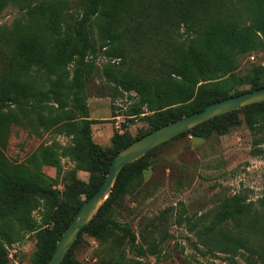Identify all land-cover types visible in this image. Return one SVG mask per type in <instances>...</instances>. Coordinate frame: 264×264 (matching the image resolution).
<instances>
[{"label": "trees", "instance_id": "1", "mask_svg": "<svg viewBox=\"0 0 264 264\" xmlns=\"http://www.w3.org/2000/svg\"><path fill=\"white\" fill-rule=\"evenodd\" d=\"M9 7L18 16L10 27L0 26V264H8V248L29 233L36 237L30 264H46L75 213L103 184L113 157L132 142L212 103L264 88L263 64L241 67L264 53V0H0V15ZM99 54L107 59L105 82L133 92L135 112L149 113L143 116L148 130L134 138L114 132L109 148L92 139L96 121L87 103ZM240 114L251 131L264 134L263 102L214 117L125 165L61 264H79L73 248L83 233L99 243L100 264H128L127 251L156 255L155 232L164 218L137 238L116 218L124 197L144 192L154 152L184 136L226 135L241 124ZM13 127L30 137L52 133L69 141L39 146L16 163L5 155ZM62 158L73 164L63 174ZM259 205L234 194L202 214H177L176 224L210 254H246L247 263L264 264V201ZM37 210L39 225L32 216Z\"/></svg>", "mask_w": 264, "mask_h": 264}, {"label": "rangeland", "instance_id": "2", "mask_svg": "<svg viewBox=\"0 0 264 264\" xmlns=\"http://www.w3.org/2000/svg\"><path fill=\"white\" fill-rule=\"evenodd\" d=\"M17 16L15 8L5 9L0 15V26L10 27ZM106 61L99 54L87 87L89 116L96 121L91 126V136L103 148L111 146L110 138L114 132L134 138L149 128L143 119L149 113L144 108L141 112L145 114L135 112L138 97L105 82L102 67ZM252 62L264 65V53L255 56V61L244 59L241 67ZM239 116L241 124L226 135L213 134L204 139L184 136L150 156V166L143 175L144 192L125 196L116 218L127 223L138 238L146 225L149 231L150 226L163 217L155 232L159 239L158 253L139 256L135 251H127L128 264H249L245 261L246 254L230 259L223 254H210L199 245L196 247L194 233H190L184 224H176L177 214H202L234 194L246 196V203H253L255 209L261 208L259 201H264V134L251 131L243 114ZM68 141V138L52 133L41 138L30 137L23 129L13 127L5 155L12 162L21 163L39 146H49L52 142L64 146ZM60 163L62 174L73 167L66 158H62ZM43 170L51 178L56 176L52 167H44ZM77 176L87 181L86 172L78 171ZM53 189L62 191L61 177ZM32 216L38 225L41 224V210L33 212ZM35 249V234H26L22 242L8 248V264H30ZM99 251V243L84 233L73 248L79 264H100ZM250 264L257 262L253 260Z\"/></svg>", "mask_w": 264, "mask_h": 264}, {"label": "water", "instance_id": "3", "mask_svg": "<svg viewBox=\"0 0 264 264\" xmlns=\"http://www.w3.org/2000/svg\"><path fill=\"white\" fill-rule=\"evenodd\" d=\"M264 102V88L244 92L227 99L212 103L203 110L183 116L151 133L135 140L120 150L112 159L108 174L99 190L86 200L75 213L72 221L58 240L55 250L46 264H61L65 255L76 242L81 230L90 223L99 207L105 202L119 173L129 163L137 161L154 148L174 139L184 132L205 123L206 121L244 107Z\"/></svg>", "mask_w": 264, "mask_h": 264}, {"label": "crops", "instance_id": "4", "mask_svg": "<svg viewBox=\"0 0 264 264\" xmlns=\"http://www.w3.org/2000/svg\"><path fill=\"white\" fill-rule=\"evenodd\" d=\"M93 139V141L95 142V143H97L98 145H101V143L96 139V138H92Z\"/></svg>", "mask_w": 264, "mask_h": 264}, {"label": "built area", "instance_id": "5", "mask_svg": "<svg viewBox=\"0 0 264 264\" xmlns=\"http://www.w3.org/2000/svg\"><path fill=\"white\" fill-rule=\"evenodd\" d=\"M250 59H251L252 61L254 60V58H253V57H251Z\"/></svg>", "mask_w": 264, "mask_h": 264}]
</instances>
